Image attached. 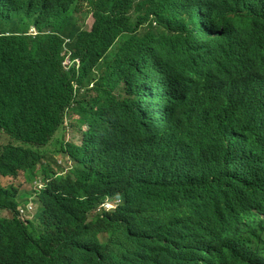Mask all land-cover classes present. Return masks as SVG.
<instances>
[{"label": "clouds", "instance_id": "obj_1", "mask_svg": "<svg viewBox=\"0 0 264 264\" xmlns=\"http://www.w3.org/2000/svg\"><path fill=\"white\" fill-rule=\"evenodd\" d=\"M0 22V154L25 155L0 166V251L19 224L86 264L128 219L125 264H264V0H0Z\"/></svg>", "mask_w": 264, "mask_h": 264}, {"label": "trees", "instance_id": "obj_2", "mask_svg": "<svg viewBox=\"0 0 264 264\" xmlns=\"http://www.w3.org/2000/svg\"><path fill=\"white\" fill-rule=\"evenodd\" d=\"M0 26L4 27L2 22H0ZM8 30H10V33L14 32L12 28ZM10 38L11 36H5V39L0 38V89L7 71L18 59L16 48L9 43L8 39ZM138 40L142 41L144 40V37H139ZM163 45L164 43H161L159 47ZM14 65L16 69H21V66L17 64ZM65 97L67 98V102H69L71 94L66 93ZM12 103H14V101L10 99L9 95L3 90H0V111L3 109L4 105ZM63 111L64 109H57L56 116L63 119ZM83 113L88 114L89 112L86 111ZM2 119H4V122L0 121V127H3L10 132L11 114L7 109H3ZM28 129L36 131L38 128L29 125ZM23 140L26 142H34L29 132H26L23 135ZM21 150L22 147H14L13 145L3 148V151L0 154V166L19 163L24 160L25 155L20 154ZM82 195H84V192L81 193V196ZM68 200L69 198L66 199V201ZM52 202L53 201L51 200L48 203L52 204ZM118 229L121 232L124 231L122 237L117 234V227L112 221L105 226V231L110 235L111 241L102 249L88 257L86 264H125L133 258L132 254H136V252L133 251L136 242V234L135 231L131 229L129 220L125 219L123 223L119 225ZM4 243L6 246L0 251V264H9L10 257L16 249H19L22 255L20 264H70L66 263L62 255H54L51 257L50 254L53 250L44 246L40 239L32 236L19 224L16 225L15 229L10 230L7 233L4 238ZM113 249H115L116 256L120 258V260L112 261L106 257V253L113 251Z\"/></svg>", "mask_w": 264, "mask_h": 264}, {"label": "rangeland", "instance_id": "obj_3", "mask_svg": "<svg viewBox=\"0 0 264 264\" xmlns=\"http://www.w3.org/2000/svg\"><path fill=\"white\" fill-rule=\"evenodd\" d=\"M91 20H93V18L92 16H89L88 21H91Z\"/></svg>", "mask_w": 264, "mask_h": 264}]
</instances>
